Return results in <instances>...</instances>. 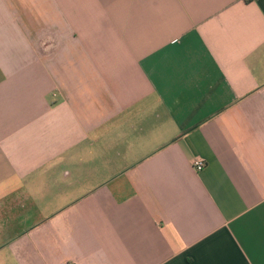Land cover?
<instances>
[{"label": "crops", "instance_id": "crops-1", "mask_svg": "<svg viewBox=\"0 0 264 264\" xmlns=\"http://www.w3.org/2000/svg\"><path fill=\"white\" fill-rule=\"evenodd\" d=\"M0 264H264V0H0Z\"/></svg>", "mask_w": 264, "mask_h": 264}, {"label": "built area", "instance_id": "built-area-1", "mask_svg": "<svg viewBox=\"0 0 264 264\" xmlns=\"http://www.w3.org/2000/svg\"><path fill=\"white\" fill-rule=\"evenodd\" d=\"M192 166L197 172H201L206 168V162L202 159L195 158L192 160Z\"/></svg>", "mask_w": 264, "mask_h": 264}]
</instances>
